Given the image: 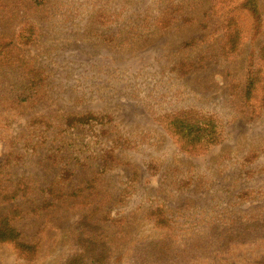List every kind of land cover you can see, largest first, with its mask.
<instances>
[{"label": "rangeland", "instance_id": "1", "mask_svg": "<svg viewBox=\"0 0 264 264\" xmlns=\"http://www.w3.org/2000/svg\"><path fill=\"white\" fill-rule=\"evenodd\" d=\"M234 1L232 8L242 0ZM220 7L217 0H0V47L15 63L0 73V180L29 186L0 205V216L17 208L11 224L35 250L21 255L0 243V264H67L86 240L94 255L104 249L96 264H135L155 247L167 254L164 264L264 257V223L252 225L264 222V83L248 105L238 100L250 48L220 58L212 11ZM191 40L196 46H186ZM36 72L39 83L22 100L20 87ZM182 112L223 127L221 143L185 152L166 127ZM87 114L100 121L64 126Z\"/></svg>", "mask_w": 264, "mask_h": 264}, {"label": "trees", "instance_id": "2", "mask_svg": "<svg viewBox=\"0 0 264 264\" xmlns=\"http://www.w3.org/2000/svg\"><path fill=\"white\" fill-rule=\"evenodd\" d=\"M35 5H40L41 0H31ZM232 2L234 0H217V4L221 7L218 11L214 8V13L219 15V34H222L221 55L222 60H227L231 56L236 55L246 45L250 48V51L246 55L243 63V78L239 84L235 86V92L238 100L243 102L244 106L248 105L250 100L255 99L257 96L258 88H262L261 84L264 83V39L257 45H253L255 40L264 37V10L261 12L258 6L257 0H242L239 5H235L232 8ZM206 27V24H202ZM168 27V26H167ZM164 28V27H163ZM25 40V44L29 43L32 38V32L29 30L27 33L22 34ZM260 37V38H261ZM186 46H196L193 40H191ZM3 50H5L3 52ZM9 51L6 46L0 47V73L6 72L13 64L10 63ZM207 58L200 59L199 65L202 62L207 61ZM190 66H195V63L190 62ZM7 75V74H6ZM35 81H31L24 87H20L19 98L26 99L30 91L37 86L40 80V76L34 77ZM35 84V86H34ZM5 84L2 85V88ZM28 91L26 93L25 90ZM264 92V84L262 88ZM264 102V99H263ZM100 121L91 114L82 115L78 117L66 118L65 125L67 127H74L76 125H90L91 122ZM166 127L170 136L177 141L179 146L185 151L192 154H203L210 148L218 145L222 141L223 127H218L214 121L207 119L206 117L198 116L192 112H182L175 114L166 121ZM3 179L0 180V205L12 202L18 197H24L29 191V186L21 182L15 184V187L10 185V182L6 185H2ZM12 213H17V208L7 215L0 216V243L10 244L21 255L32 254L34 256L35 250L33 246L27 245L21 241L17 230L11 224ZM160 225L166 226L168 219L161 213L159 214ZM260 223L256 221L252 225H258ZM261 232H253V236ZM254 237L253 241L261 238L262 235H258V238ZM92 244L89 240L85 241L84 252L82 254L73 255L67 258V264H96L101 263L104 258V249L101 253L93 254L94 247L91 249ZM157 246V245H156ZM145 253H141V258L137 260L135 264H164L167 258V254L158 249H147ZM92 259L89 263L88 260ZM167 261V260H166ZM255 264H264V257L260 258Z\"/></svg>", "mask_w": 264, "mask_h": 264}]
</instances>
